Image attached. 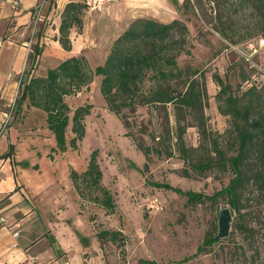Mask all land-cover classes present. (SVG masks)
<instances>
[{"label":"rangeland","instance_id":"obj_1","mask_svg":"<svg viewBox=\"0 0 264 264\" xmlns=\"http://www.w3.org/2000/svg\"><path fill=\"white\" fill-rule=\"evenodd\" d=\"M92 14L86 7L82 9L85 33L91 38L82 54L94 67L103 62L111 45V33L106 23L96 27ZM176 17L187 28L184 48L188 51L176 57L177 66L201 72L197 75V87L203 91L200 100L203 132L199 133L195 127L197 111L190 113L184 105L139 106L134 111L124 109L115 116L106 109L100 96H91L90 102L82 103L92 107L83 118V136L76 141L75 149L65 150L68 149L65 157L73 165V159L81 165L89 152L97 149L101 183L109 189L115 203L110 214H105L101 207L90 206L89 202L82 206L88 212L87 225L94 235L102 229L120 233L115 242L109 241L107 235L100 239L98 264H138L139 258L153 259L158 264H263L264 208L250 180L253 160L248 159L244 165L246 180L238 189L236 209H231L228 196L215 202L189 203L184 196L149 184L168 183L204 194L225 186L232 176L226 157L234 152L235 135L230 116L220 113L217 103L224 108L228 92L238 96L244 89L264 82V74L246 63L235 48L240 46L246 51L248 41H255L261 34L258 30L263 24L254 12L239 9L230 0H183L177 6ZM249 28L255 30L249 34L250 39H244L243 34ZM30 56L31 51L24 57L17 81L28 69ZM250 60L263 67L264 72V46L251 52ZM212 73H217L228 86L218 100L219 87L212 81ZM74 101L68 102L70 110ZM244 101L239 99L238 103ZM64 135L66 141L72 136L70 123ZM137 142L150 145L157 152L152 150L144 157L135 147ZM181 145L186 153H182ZM214 147L223 151V159H219ZM207 161L210 164L206 168L191 166ZM222 207L230 211L227 235L201 245L216 234L218 210Z\"/></svg>","mask_w":264,"mask_h":264},{"label":"trees","instance_id":"obj_2","mask_svg":"<svg viewBox=\"0 0 264 264\" xmlns=\"http://www.w3.org/2000/svg\"><path fill=\"white\" fill-rule=\"evenodd\" d=\"M230 1L239 9L245 8L249 14L254 12L257 15L263 24L258 30L261 32L258 37L264 36V0ZM84 7V2L69 0L60 12L57 41L64 50L70 49L69 28L74 26L77 32L81 28V13ZM254 30L255 28L245 30L244 39L249 38V34ZM186 34V26L178 19L161 23L149 18H136L111 41L101 64L91 67L81 53L78 56L64 58L54 67L47 68L41 75L30 73L41 51V47L35 44L31 48L29 67L18 80L17 93L13 101L14 110L16 112L21 102L26 101V106H32L44 112L46 127L52 133L55 144L50 151L64 152L67 147L75 149L76 141L83 136V118L89 113L91 105L84 103L70 110L64 98L73 96L82 88H86L92 78L98 76V92L106 109L115 116L120 115L124 109L134 111L139 106L184 105L190 113L197 111L199 114L195 127L199 133H202L204 123L200 100L203 91L197 87V75L201 72L194 68L188 70L189 67L179 68L176 63V57L179 54H188L184 48ZM186 69L187 71H184ZM254 70L256 71L255 68ZM211 78L219 87L216 93L218 100L220 95L228 91V86L223 83L217 73H212ZM239 99H245V101L239 104ZM217 109L220 113L230 116L232 131L235 135L234 152L226 157L228 168L232 173L226 185L211 194H204L198 191L181 190L168 183L150 182L149 184L184 196L189 203L215 202L217 198L228 196L231 209H236L238 189L246 180L244 165L250 159L253 160L250 180L259 193L264 208V117H262L264 82L258 87L250 86L244 89L238 96H232L228 92L225 94L224 108L217 103ZM68 123H70L72 136L66 141L64 133ZM178 141L180 145V138ZM135 147L144 157L152 150L157 152L150 145L138 142ZM11 148L12 145L9 144L8 150L0 157L9 156ZM181 150L182 153H186L182 145ZM213 150L218 154L219 159H223V151L217 147ZM48 156L51 157L50 154ZM96 157L97 149H92L88 154L84 170L77 172L69 167L68 179L79 199L101 207L105 214H110L114 210L115 203L109 189L101 183L102 172ZM209 164L207 161L191 166L206 168ZM144 168L146 165H143ZM138 170L142 171V169ZM105 235L108 236L109 241L115 242L120 233L117 230L106 229L95 233L98 241ZM218 240L210 236L201 245H209ZM137 263L158 264L153 259L144 258L137 259Z\"/></svg>","mask_w":264,"mask_h":264},{"label":"crops","instance_id":"obj_3","mask_svg":"<svg viewBox=\"0 0 264 264\" xmlns=\"http://www.w3.org/2000/svg\"><path fill=\"white\" fill-rule=\"evenodd\" d=\"M12 1L0 0V125L15 98L16 77L30 44L41 47L30 73L41 75L64 58L83 53L91 39L81 19L78 32L74 26L68 30L70 49L60 47L59 15L69 0H15V6ZM181 2L103 0L89 12L93 11L96 27L106 23L112 41L136 18L161 23L177 18ZM98 82L95 76L86 88L66 96L68 107L70 100H75V107L90 102L91 96L98 98ZM44 118L43 111L23 101L16 112L13 107L5 133L0 135V155L12 145L10 155L0 157V264H98L99 241L87 225L88 212L82 209L87 202L78 198L68 179L67 165L81 172L88 156L81 165L73 159V165L65 157L68 149L50 151L55 144Z\"/></svg>","mask_w":264,"mask_h":264},{"label":"built area","instance_id":"obj_4","mask_svg":"<svg viewBox=\"0 0 264 264\" xmlns=\"http://www.w3.org/2000/svg\"><path fill=\"white\" fill-rule=\"evenodd\" d=\"M103 0H84V4H85V7L88 9V11L90 10H93L94 8L97 7V5L101 4ZM12 6H15L16 5V1H12L11 2ZM37 7L34 8V10L36 9ZM247 50L245 51L242 47L240 46H235V48L237 49V51L240 53V55L242 56L243 60L248 63L250 66H253L256 68L257 71L261 72L262 74H264L263 72V67H260L258 65H254L251 60H250V54L251 52H255L258 48L260 47H263L264 46V36H259L255 39V41H248L247 43ZM14 101V99H13ZM8 110H7V113L4 115V119L2 120V123L0 125V135L3 133L5 127H6V124L8 122V120L10 119L11 117V111H13V102L11 104H9L8 106ZM0 220H2L0 218Z\"/></svg>","mask_w":264,"mask_h":264},{"label":"water","instance_id":"obj_5","mask_svg":"<svg viewBox=\"0 0 264 264\" xmlns=\"http://www.w3.org/2000/svg\"><path fill=\"white\" fill-rule=\"evenodd\" d=\"M230 219V211L227 207H222L218 210V216L216 220L217 231L214 235L215 238L219 239L227 235Z\"/></svg>","mask_w":264,"mask_h":264}]
</instances>
